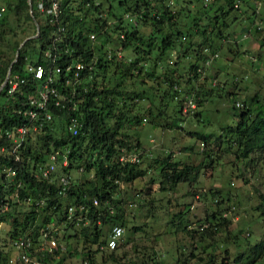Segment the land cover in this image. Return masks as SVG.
I'll use <instances>...</instances> for the list:
<instances>
[{"label": "trees", "instance_id": "obj_1", "mask_svg": "<svg viewBox=\"0 0 264 264\" xmlns=\"http://www.w3.org/2000/svg\"><path fill=\"white\" fill-rule=\"evenodd\" d=\"M57 1V10L52 13L47 12L51 0H0V84L18 51L9 78L0 91V148H4V152H0V221H10L8 233L11 240L19 237L23 240L29 237L34 239L38 229H44L52 221L64 226L63 237L67 239L74 234L66 235V229L79 225L77 234L84 248L96 244L93 250L86 247L78 252L70 244L64 243L62 249L49 253L37 252L35 256L42 264H50L59 255L56 264H96L93 255L98 250L106 249L105 242L111 227L119 225L123 228L122 214L115 206L120 202L118 183H127L145 174L138 165L141 159L140 140H132L128 133L138 132L146 114H151V108L146 105L142 108L140 104L145 103L144 95L129 88L134 74L140 75V65L146 60L155 66L167 49L175 50V66L181 53L190 50L193 52L194 63L186 66L189 70L183 81L196 79L197 73H202L204 66H210L211 62L207 64L206 61L211 60L213 63L215 60L216 54L210 51L213 50L214 39L221 42L229 39L236 41L239 38L245 40L247 37L242 38L246 34L252 40L255 39L253 32H260L262 28L253 22V13L264 0H254L253 4L240 0H83L87 12H95L96 18L89 20L93 25L91 31L97 30V33H104L105 36L97 48L88 43L89 40H95L97 33L82 35L81 31L86 27L85 20L80 18V13L71 14L73 0ZM191 4L196 7L194 12L188 10ZM241 8L252 10L248 21L250 26H241L238 33H227L225 29L229 26L226 22L229 13L233 14L231 19L235 21L234 11ZM114 15L119 21L108 23L107 20ZM132 18L133 25L130 22ZM34 21L38 23V36L26 40L18 49L29 35L16 38L15 31L25 34L31 29V35H34ZM142 25L149 27V34L138 32L137 27ZM90 35L93 37L90 38ZM106 44L108 47H105ZM258 44L264 45L262 39ZM128 47L131 54L120 53ZM154 49L156 54L152 58L150 54ZM199 60L201 65L198 64ZM76 63H81L83 67L74 76ZM27 66H42L43 78L35 79L26 71ZM57 67L59 72H55ZM174 69L169 68L163 73V80L171 89L178 85V81L172 77ZM107 73L109 76L105 80ZM48 75L52 78L51 82H46ZM99 75L103 79L100 80ZM145 76L153 77L154 71L145 72ZM20 79L23 82H19ZM14 81H18L16 88L9 93L8 89ZM44 83L58 91L59 104L54 105L57 98L49 94L44 109L50 114V119L40 117L39 120H33L32 123L36 125L40 121V126L34 132H27L13 153L12 139L5 132H15L18 126L25 125L28 122L25 114L27 110H39L33 101L38 98V91ZM262 83L264 89V74ZM189 91L193 92L192 89ZM194 93L190 101L196 108L191 109L187 123L200 116L199 111L194 110L201 105L202 96H196L199 90H194ZM133 104L136 108L138 106V113L144 114L133 115L130 111ZM179 104L182 107L185 101L180 100ZM234 107L238 108L237 114L233 111L236 122L233 126L220 127V130L225 129V132L231 134L226 140L221 135L193 130L185 132L197 138L202 145H207L210 138L215 143L225 142L224 151L233 149L235 159L247 162L250 155L264 149V93L261 98L255 94L242 101L235 99ZM164 111L161 105L156 108L155 114L161 115ZM179 113L182 114V111L179 110ZM71 121L77 126L76 134L67 130ZM159 125H162V121ZM166 126L169 129H183L176 126L173 120H168ZM187 148L192 149L191 146ZM53 150L58 152L57 161L64 159L66 164L59 163L57 169L48 178H44L40 167L46 164L47 156ZM134 155L136 159L132 161L131 156ZM171 156L172 153L168 152L161 160H155L163 165L159 172V185L163 190L166 187L172 189L179 182L191 184L199 173L198 166L172 161ZM8 169L13 171V175L6 174ZM78 169L85 174L83 180L78 183L66 178L70 171ZM91 171L93 175L89 177ZM61 179L67 183L63 185ZM62 187L64 193L60 194ZM210 195L213 199L214 194L210 192ZM258 197L261 202L257 209L264 216V195L259 194ZM93 200L97 203L93 204ZM4 206L6 210H3ZM22 207L25 209L20 210ZM203 221L208 225L204 227V232H213L220 226H223L224 233L227 230L225 226L228 220L219 212L205 215ZM99 225L106 226L108 231L103 239H100L102 235ZM181 231L188 232L185 227ZM240 233L230 238L236 247H239L238 239L250 241L248 233ZM119 245L120 242H117L116 246ZM226 248L219 261H216L215 254H209L208 262L227 264L229 254ZM236 251L232 258L235 264H259L255 259L259 253H264V239L251 244L247 250ZM112 254L110 252L109 255ZM193 255L191 252L189 256ZM73 257L79 258V262H71L69 258ZM7 261L6 255L2 256L0 252V264H7ZM100 264H104V261Z\"/></svg>", "mask_w": 264, "mask_h": 264}, {"label": "rangeland", "instance_id": "obj_2", "mask_svg": "<svg viewBox=\"0 0 264 264\" xmlns=\"http://www.w3.org/2000/svg\"><path fill=\"white\" fill-rule=\"evenodd\" d=\"M240 1L251 4L254 0ZM71 2L73 6L71 14L80 13V18L85 20L84 26L86 27L83 28L84 31H81L82 35L97 33V30L91 31L93 25L89 23V20L96 18L95 12H87L86 6L82 4L83 0ZM188 8L191 12L196 9L194 4L189 5ZM257 8L253 13V22L259 24L262 29L259 30L260 32H253L255 39L252 40V37L247 34L242 38L247 37L245 40L239 38L236 41L229 39L221 42V40L214 39L213 50L210 51L216 54L215 60L213 63L211 60H207V64L211 62L210 66L208 68L207 65L204 66L202 73L196 74V79L190 82L183 81L186 78L185 73H188L189 70L186 66L194 63L193 52L190 50L182 51L183 53L175 66L173 65L175 50L167 49L155 66L150 63V60H146L144 64L140 65L142 66L140 75L134 74L129 88L144 95L145 103L142 102L140 105L142 108L145 105L149 106L151 114H146L137 133L132 130L127 131H132L128 133L132 140H140L141 159L139 158L138 165L145 171V174L130 182L118 183L120 202L115 206L124 220L121 241H118L120 245L111 251L104 249L95 252L93 256L96 264H100L102 260L104 264H211L208 262V255L215 254L216 261H219L225 247L229 254L227 264H235L232 262V258L237 252L236 250H247L251 244H257L264 239V216H261L257 209L261 202L258 196L259 194L264 195V149L253 153L249 156V161L244 162V160L234 158L233 149L224 151L225 142L215 143L210 138L207 145H202L197 138L185 132L193 130L197 133L221 135L222 139L226 140L231 134L228 131L225 132V129L220 130V127L233 126L236 122L233 115L238 113V108H232L235 99L242 101L255 94L260 98L263 96L264 2ZM120 13L121 10L118 11L119 15ZM234 14L235 21L231 19L232 13H229L227 17L226 22L229 23L225 29L227 33H238L241 26H250L248 21L252 10L241 8L234 11ZM115 20L119 21L114 15L107 22ZM130 22L133 25L134 19ZM117 30L120 31L121 28ZM137 30L145 35L150 31L147 25L137 27ZM31 32V29H28L25 34L15 31L14 36L16 38H22L24 35L32 36ZM215 34L216 32H214ZM104 37V33H97L95 40H89L88 43L93 48H97ZM261 39L263 46L258 44ZM220 45L221 47H219ZM105 47H108V44ZM129 47L128 52L126 50L120 51V53L131 54ZM155 50H152L153 53L150 54L152 58L156 54ZM198 64L201 65L200 60ZM172 67L175 68L171 72L172 77L178 81V85H174L171 89L164 82L163 73ZM150 70L154 71V76L148 78L145 76V72H150ZM108 76L109 73L106 78L104 76V79L107 80ZM98 78L103 79L101 75ZM189 89H192L193 92ZM194 90H199L196 96H202L201 105L194 110L196 112L198 110L200 116L197 117V120L193 119L187 123L186 121L190 118L188 114L192 108H196L190 101L195 95ZM159 96L162 97L159 98ZM180 100L185 101V105L182 107L179 104ZM194 104L196 105V103ZM161 105L165 111L161 115H156V108ZM138 109V106L136 108V105L133 104L130 111L133 115H143L142 112L138 113ZM179 110L182 111V114L179 113ZM168 120H173L176 126H181L183 129L177 127L169 129L166 126ZM161 121L162 125L160 126ZM187 146H191L192 149L188 150ZM168 152L172 153V161L198 166V176L191 184L184 181L177 183L172 189L166 187L163 190L160 188L159 172L163 165L160 164V161L156 162L155 160H161ZM135 157L136 155L131 156V160L135 161ZM209 159L212 160L208 161ZM59 163V161L56 162L57 165ZM56 169L57 167L54 171ZM92 175L91 171L89 177ZM66 178L79 183L85 178V174L80 169L73 170ZM210 192L214 194L213 199ZM215 199L216 201H214ZM22 209L25 208H20V210ZM3 210H6L5 206ZM213 212H219L227 218L226 235L223 226L213 232L203 231L204 227L208 226L203 221L204 216ZM47 224L57 228L56 240L59 245L70 244L78 252H82L86 247L93 250L96 246V244L87 245L84 248L77 234L79 225H74L73 229L67 228L65 234L74 235L65 239L62 224H56L55 221ZM99 227L102 235L100 239H103L108 231L106 226L99 225ZM134 227H138V229L134 230ZM182 227L186 228L187 234L181 231ZM9 228V220L0 221V252L2 256L6 255L7 264H22L16 259L18 250H15L12 245L15 239L9 238ZM41 229H38V235L34 239L29 237L31 248L40 247ZM239 230L242 235L248 233L252 243L238 239L239 247H236L230 238L239 233ZM237 236L239 237V234ZM110 252L113 253L112 256L109 255ZM191 252H193V256H189ZM58 257L56 256L50 264H56ZM69 260L79 262V258L73 257ZM69 260L67 259L66 262ZM255 261L264 264V253H259Z\"/></svg>", "mask_w": 264, "mask_h": 264}, {"label": "built area", "instance_id": "obj_3", "mask_svg": "<svg viewBox=\"0 0 264 264\" xmlns=\"http://www.w3.org/2000/svg\"><path fill=\"white\" fill-rule=\"evenodd\" d=\"M58 7V1L57 0H51L50 7L47 9V12L52 11V13H55ZM38 8L41 9L40 4H38ZM93 35H90V38H92ZM70 67V66H69ZM81 63H76L74 65V76H77L78 71L82 68ZM68 68V67H67ZM26 71L31 73L35 79H42L44 74V69L42 66H27ZM59 72V68H55V72ZM52 78L48 75L46 78V82H51ZM18 81H14L10 88L8 89V92L11 93L17 85ZM19 82H23V79H20ZM38 98H36L33 102L36 103L38 107V111L29 109L26 111V115L28 116V122L25 125L18 126L16 128V131H6L5 134L7 137L11 138L12 140V152L15 153V149H17L23 140V137L25 134L30 131L34 132L38 126H40L41 122L38 121L37 125L32 123L33 120H39L41 119H50V114L46 113L44 109V105L47 102V98L50 95H52L53 98H57L54 101V105L59 104V97L60 94L55 88H49L46 83L42 85V88L39 89ZM67 130L71 131L72 134H76L77 132V126L74 121H71L68 126ZM0 152H4V148H0ZM58 152L57 150H53L51 153L47 156L46 164L40 167V173L41 176L44 178H48L50 174L54 171L56 167V162L58 160ZM17 159V155H15ZM61 165H65L66 161L63 159L60 161ZM7 175H13L12 170H6ZM62 184L65 185L67 181L65 179H61ZM60 194L64 193V187L61 188L59 191ZM96 202V200H93V204ZM71 211V207L68 208V212ZM39 238L41 241V245L39 248H31V242L29 241V238L27 240H23L21 237L18 239H15L12 243L15 250H18V254L16 259L22 262V264H42V262L35 256L37 252L41 251H47L52 252L53 250H56L58 248L62 249V245H59L57 243V237L56 234L58 232L57 228H53V226H47L44 229L42 228L40 231ZM123 233V228L119 225H113L111 227L110 233L106 239L105 242V248L106 249H114L117 242L121 238Z\"/></svg>", "mask_w": 264, "mask_h": 264}, {"label": "water", "instance_id": "obj_4", "mask_svg": "<svg viewBox=\"0 0 264 264\" xmlns=\"http://www.w3.org/2000/svg\"><path fill=\"white\" fill-rule=\"evenodd\" d=\"M28 1H30V0H28ZM34 24H35V30H36L35 34L32 35V36H29V37L25 38V39L21 42V44L19 45L18 49L20 48V46H21L26 40H28V39H30V38H35V37L38 36V33H39V32H38V30H39L38 23H37L36 21H34ZM17 55H18V51H16L15 56H14V59L12 60V62H11V63L9 64V66H8V69H7V72H6L5 78H4L3 82L0 84V91L2 90V88L4 87V85L6 84L8 78H9V74H10L11 66H12V64L16 61Z\"/></svg>", "mask_w": 264, "mask_h": 264}]
</instances>
